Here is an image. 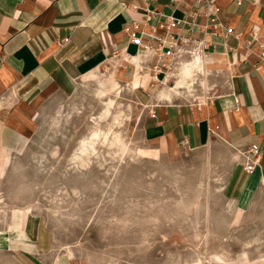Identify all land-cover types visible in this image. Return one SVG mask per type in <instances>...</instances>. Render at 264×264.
I'll return each instance as SVG.
<instances>
[{"label":"crops","instance_id":"obj_1","mask_svg":"<svg viewBox=\"0 0 264 264\" xmlns=\"http://www.w3.org/2000/svg\"><path fill=\"white\" fill-rule=\"evenodd\" d=\"M213 1L224 27L194 0H0V103L15 102L0 144H22L21 123L34 115L27 107L112 70L143 104L146 139L171 149L223 144L232 157L225 197L240 213L264 204V0ZM195 9L203 13L193 16ZM169 18L185 22L169 30ZM134 22L137 41L127 30ZM169 31L201 42L199 52L181 47L171 65L161 61ZM5 239L20 264H75L36 214Z\"/></svg>","mask_w":264,"mask_h":264},{"label":"rangeland","instance_id":"obj_2","mask_svg":"<svg viewBox=\"0 0 264 264\" xmlns=\"http://www.w3.org/2000/svg\"><path fill=\"white\" fill-rule=\"evenodd\" d=\"M14 103H0V126ZM26 109L34 115L21 123L22 144H0V264H20L5 237L30 213L75 264L264 258V204L240 213L225 197V146L171 149L146 139L143 104L112 70Z\"/></svg>","mask_w":264,"mask_h":264},{"label":"built area","instance_id":"obj_3","mask_svg":"<svg viewBox=\"0 0 264 264\" xmlns=\"http://www.w3.org/2000/svg\"><path fill=\"white\" fill-rule=\"evenodd\" d=\"M194 2H196L198 5H201L203 3H205V8L207 9L206 12H204V14L206 16L212 15L213 16V20L216 21V25L217 26H221L224 27V25L222 24V22H220L217 18V9L218 7L215 5L213 0H194ZM203 12L195 9L194 11H192V15L193 16H197L202 14ZM185 22L184 18H169L166 22V27L171 30L173 28H177L180 30V28L182 27L183 23ZM137 27V24L134 22L131 26V28H127L128 31H130V38L133 41H137L138 37H136L135 31L134 29ZM226 33L225 34H230L232 33V28H226ZM170 35L168 39H164L163 44H164V49L163 52L161 54H159V57H162L163 62H167L169 63V65H171L172 62H174V59L179 56L184 50L181 49V47L185 48L186 51L190 54H196L197 52H199L200 48H201V42H197V43H193L189 40V38L187 37H181L180 32L175 31H169ZM261 53H260V57L261 59L264 60V45L261 46ZM164 58V59H163ZM245 169L247 171H251L253 169V164H247L245 166Z\"/></svg>","mask_w":264,"mask_h":264},{"label":"bare ground","instance_id":"obj_4","mask_svg":"<svg viewBox=\"0 0 264 264\" xmlns=\"http://www.w3.org/2000/svg\"><path fill=\"white\" fill-rule=\"evenodd\" d=\"M195 66H196V64H195V63H192V64H190L188 67H185V68L183 69V75H184V77H185L186 75H190L192 68L195 67ZM105 85H106V86H105L103 89H104V90H108V89H110V88H115L116 83L113 81V82H110L109 84H105ZM104 90H102V91H104ZM107 111H108V108H107ZM240 210H241V209H240ZM69 252H70V251H69ZM218 259H219V260H222L221 257H218Z\"/></svg>","mask_w":264,"mask_h":264}]
</instances>
